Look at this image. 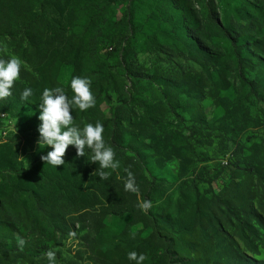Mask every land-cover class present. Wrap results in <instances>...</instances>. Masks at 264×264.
I'll return each instance as SVG.
<instances>
[{
	"label": "rangeland",
	"instance_id": "1",
	"mask_svg": "<svg viewBox=\"0 0 264 264\" xmlns=\"http://www.w3.org/2000/svg\"><path fill=\"white\" fill-rule=\"evenodd\" d=\"M175 1L185 7L184 0ZM130 2L11 0L0 21V55L18 58L35 74L23 60H37L24 32L27 11L42 17L34 39L40 50L63 43L55 22L67 36L78 37L83 68L100 70L106 91L101 111L111 118L120 107L121 145L137 157L138 168L156 178L159 194L151 193V207L135 221L115 195L99 194L112 170L104 169L107 175L100 178L96 163L87 161L89 149L77 157L70 144L64 164H44L40 157L49 148L37 145L42 124L37 103L0 101V115L10 122L4 124L0 116V251L18 247L21 237L25 244L11 264H49L48 250L55 253L52 264H107L121 259L127 236L132 238L127 246L136 247L153 233L154 218L161 217L169 223L163 234L171 238L174 264H264V0H208L236 42L249 44L242 72L247 81L257 82L258 95L241 81L235 53L222 37L214 35L210 59L177 55L175 46L167 52L146 47L149 35L163 43L158 16L171 6L134 0L133 26L127 27L122 19ZM187 4L201 21L206 2ZM122 53L134 58L140 77H125ZM52 65L59 84L66 85L72 66L58 55ZM237 146L241 152L235 155ZM192 178H198L207 202L196 227L186 231L177 221L178 185ZM94 195L108 210L97 222L82 217ZM86 234L95 240L89 243ZM100 250L112 254L103 256Z\"/></svg>",
	"mask_w": 264,
	"mask_h": 264
},
{
	"label": "trees",
	"instance_id": "2",
	"mask_svg": "<svg viewBox=\"0 0 264 264\" xmlns=\"http://www.w3.org/2000/svg\"><path fill=\"white\" fill-rule=\"evenodd\" d=\"M133 1L127 6L122 22L127 27H132V17H133ZM166 5L171 6L172 11H166L158 16L160 31L162 37L164 38L163 43H158L152 35L148 36L146 41V47L153 50H160L162 52H167L165 48L174 47L175 54L180 56L195 55L200 57L199 54H203L205 57L210 59L213 53H209V47L212 48L214 43V35L226 39L235 53L237 59V70L239 76L243 83H247L250 86L251 91L258 95V84L254 81H247L243 74V64H244V48L248 46V43H237L229 29L226 26L220 24L218 16L211 10L210 3L208 0L206 2V10L204 18L201 21L197 19V14L193 11L192 7L185 1V7L177 4L175 0H163ZM197 5L201 0H193ZM11 0H0V21L6 16V11L10 8ZM9 6V8H8ZM27 14V24L24 26L25 36L29 42V50L31 55L36 57V61L31 58L23 57L30 68L35 72L33 74L27 70L23 65L20 66L18 78L19 80H14L13 85L10 89L11 94L9 96L0 98V101L8 103L10 101H35L37 104L40 102V93L44 88H61L64 93L70 97L72 95L71 89L69 87V82L66 85H61L58 82L57 73L53 70L52 61L56 55L62 57L64 61L69 63L73 70V76L86 77L93 82L90 91L94 97V104L92 107L81 111L78 108L72 107L70 112L73 116L72 123L78 127H83L85 123H92L93 125L99 121L103 125L102 139L105 144L113 149L114 159L119 161V176L114 174L112 170L111 177L107 178L104 183L101 184L102 190L99 194L106 198L107 196L115 195L118 198V202L121 208L129 212L135 221L140 222L139 216L142 214L141 209L137 206L139 202L148 200L151 193L158 195V187L156 178L151 175H146L141 168L139 163H137L136 156H130L127 154L126 149L122 147V135L120 133V127L122 124L117 118V111L120 107L114 108V113L111 118H107L100 109L101 102L103 100V93L106 92L103 87L102 80L99 77V71L97 69L89 70L86 72V68H83L82 60L85 53L82 51L83 46L80 43V39L77 37L66 35L65 30L61 25L55 22L54 28L56 29V34L62 38L63 43L56 45L53 48L51 44H48L45 50H40L38 45L35 43L36 32L40 28V21L42 17L39 13L25 12ZM90 42V41H89ZM251 45V44H250ZM119 50V49H116ZM54 57V58H53ZM8 56H1L0 59L7 60ZM203 58L204 60H209ZM40 61V62H39ZM120 64L124 68V75L128 79L140 77L139 72L136 70L134 58L126 54H121ZM43 63L44 65L40 64ZM84 69V70H83ZM30 87L32 89V95L25 100L20 98V92L23 88ZM264 102V95L262 97ZM18 103V102H16ZM1 116V115H0ZM241 152V147L237 146L234 150V154L238 155ZM230 165V160H229ZM237 167H240L237 165ZM104 170V169H103ZM109 170V169H107ZM127 172H131L134 178L135 186L137 187L136 192L125 191L123 184L127 178ZM117 177H120L117 179ZM209 193L213 194L214 187L213 184H209ZM179 197L177 200V208L179 213V227L187 230L195 228L199 215L202 217L205 213L203 207L207 199L201 194L198 187V178H192L181 181L178 185ZM100 195H94L93 201L88 204V210L82 217H86L93 221L103 220L108 213L107 208L104 206L103 198ZM101 204V209H95V206ZM35 222L39 223L36 217ZM153 233L144 240L141 244L134 248L127 246V241L132 238L127 236L124 246L121 248L120 255H122L120 260L116 262H110L107 264H135L134 261H129L127 259V252L136 251L139 255L144 253L146 256V262L143 261L142 264H174L176 259L173 256V245L171 238L163 234L164 229L169 227L167 221H163L161 217H155L153 220ZM130 235V233H129ZM138 235V234H136ZM85 238L89 243H92L95 239L91 237L90 234H86ZM94 239V240H93ZM205 241V240H204ZM103 256L110 255L112 252L103 253L99 251ZM0 264H11L13 260H17L20 257V248L15 247L13 249H5L0 251Z\"/></svg>",
	"mask_w": 264,
	"mask_h": 264
},
{
	"label": "clouds",
	"instance_id": "3",
	"mask_svg": "<svg viewBox=\"0 0 264 264\" xmlns=\"http://www.w3.org/2000/svg\"><path fill=\"white\" fill-rule=\"evenodd\" d=\"M21 62L16 57H10L7 60L0 59V98L9 96L10 89L14 80L17 79ZM72 95L68 97L64 91L59 88H44L40 93V102L36 104V110L39 111L38 118L42 121L39 131L41 139L37 141L38 148L41 144L49 150L47 155H42L40 159L45 163L57 167L64 164V154L68 145L76 147V155L85 156V148L89 149L90 155L88 162H95L97 168L94 172L100 178H104L107 172L103 169L116 170L119 161L114 159L113 149L107 146L102 139L103 125L97 121L85 123L83 127H78L72 123L73 116L70 112L72 107L84 111L94 104V97L90 91V81L86 77L73 76L69 82ZM32 95V89L25 87L20 92L22 100ZM125 191L136 192L137 187L131 172H127V178L123 184ZM141 211L151 207L149 200L139 202L137 205ZM25 241L17 237V246L22 248ZM49 264H52L55 253L48 250L44 253ZM127 259L134 261L135 264H142L146 256L144 253L137 254L136 251L127 252Z\"/></svg>",
	"mask_w": 264,
	"mask_h": 264
},
{
	"label": "built area",
	"instance_id": "4",
	"mask_svg": "<svg viewBox=\"0 0 264 264\" xmlns=\"http://www.w3.org/2000/svg\"><path fill=\"white\" fill-rule=\"evenodd\" d=\"M1 117L3 118V123L4 124H6V125L10 124V122H8V120H7V115L6 114L1 115ZM5 134H6V132H5Z\"/></svg>",
	"mask_w": 264,
	"mask_h": 264
}]
</instances>
